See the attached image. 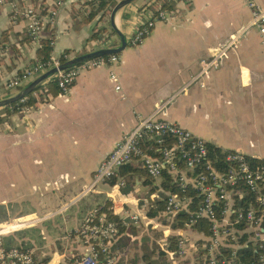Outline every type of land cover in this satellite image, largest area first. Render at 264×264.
<instances>
[{
	"label": "crops",
	"instance_id": "crops-1",
	"mask_svg": "<svg viewBox=\"0 0 264 264\" xmlns=\"http://www.w3.org/2000/svg\"><path fill=\"white\" fill-rule=\"evenodd\" d=\"M92 1L66 0L59 9L53 31L46 29L43 35V39L54 38L53 57L69 52L71 60L105 49L92 39L100 18L88 21ZM255 1L264 9V0ZM53 2L47 0V7ZM162 2L137 0L117 15L116 24L128 43L117 54L120 91L106 67L83 72L66 95H53L48 86L51 79L38 89L37 96L48 99L43 106L16 113L0 125V206L8 221L37 215L23 229H35L29 235L17 231L4 239L13 237L18 244L29 241V251L40 264L45 259H49L47 264H73V258L84 252L75 236L87 215L80 214V196L101 162L135 127L136 115L152 116L162 104L158 119L176 123L225 151L264 161V44L259 31L249 28L250 9L243 0H192L189 5L173 1L174 9L168 11L171 18L157 23L141 45L131 46L135 30ZM24 4L25 0H7L0 7V100L14 96L42 75L18 91L7 89L13 77L38 62L40 46L29 36L20 14ZM17 9L19 18L14 24L11 16ZM111 12L103 20L110 27ZM239 34L241 43L218 70L204 78L205 86H187L198 74L201 61ZM110 42L113 48L121 46L117 34ZM4 46L10 47L8 54L2 53ZM146 179L136 178L137 193L141 194ZM112 187L100 185L93 193L105 194L108 201ZM153 187L157 189L154 183ZM125 197L118 207L128 214L143 213V209L148 213L152 206V198L144 195ZM138 227L139 222L128 229L136 233ZM128 229L110 249L112 264L145 260L143 242ZM136 247L141 248V255H136Z\"/></svg>",
	"mask_w": 264,
	"mask_h": 264
},
{
	"label": "built area",
	"instance_id": "built-area-1",
	"mask_svg": "<svg viewBox=\"0 0 264 264\" xmlns=\"http://www.w3.org/2000/svg\"><path fill=\"white\" fill-rule=\"evenodd\" d=\"M66 0H54L47 7V0H25L21 13L25 18L26 30L36 45L41 44L45 30L54 28L59 9ZM191 4L192 0H170ZM251 11L249 28L257 29L264 44V9L255 0H243ZM7 0H0V7ZM171 13L159 7L148 13L135 30L130 45H141L153 32L157 23L166 22ZM18 9L11 16V22L17 23ZM242 35L233 36L230 41L218 47L213 55L200 63L198 74L187 86L200 83L205 86L204 78L220 68L229 53L241 43ZM54 47L55 42L52 41ZM2 53L8 54L11 49L4 46ZM70 60L67 54L51 57L48 62L38 61L35 65L23 70L7 84L9 92L28 84L31 79L61 66L60 58ZM119 62L117 55L99 57L55 75L60 93L68 94L78 77L85 71L99 67L109 69L110 81L120 91V79L116 70ZM23 101V100H22ZM160 105L155 114L149 117L136 115L135 127L121 140L111 153L101 162L93 180L80 196L84 198L96 191L97 187L109 184L119 170L133 162L141 163L149 179L157 187L156 194L151 196L152 204L165 195V209L155 218H148L143 213L128 214L118 207L122 193V183L112 187L109 193L112 215L123 219L126 227L137 224L144 217L148 221L166 218L173 234L165 236V243L159 242L160 250L174 264H264V161L249 157L238 151H228L224 159L210 157L209 143L182 126L158 119L163 110ZM28 110V109H25ZM24 111V110H23ZM148 152L154 155L148 154ZM228 169H222L223 167ZM226 170V171H224ZM170 175L173 184L182 189V193L165 191L162 183L164 175ZM194 190L191 195L190 188ZM180 214H188L189 220L184 228L173 229L172 224ZM201 220L210 223V234L197 230ZM129 221V222H127ZM16 220L0 226V264H40L30 251L19 248L6 249L4 237L31 226ZM150 224V223H149ZM13 225V226H12ZM120 229L115 220L100 208L90 210L75 231L76 239L85 250L75 256L73 264H108L113 263L111 248L120 237ZM176 237L175 248L169 239ZM244 258H248L245 260Z\"/></svg>",
	"mask_w": 264,
	"mask_h": 264
},
{
	"label": "trees",
	"instance_id": "trees-1",
	"mask_svg": "<svg viewBox=\"0 0 264 264\" xmlns=\"http://www.w3.org/2000/svg\"><path fill=\"white\" fill-rule=\"evenodd\" d=\"M120 0H94L90 3L92 6V11L89 15V22L94 20L96 17L100 16L97 22V27L95 28V31L92 35V39L95 41H98L100 44L104 46L105 49H112L115 44H112L110 42L112 36L116 35V33L112 30L110 25L103 24V20L105 16L108 15L109 12L112 11L114 6L119 2ZM162 9L167 10V11H173L174 9V4L173 1L170 0H163L160 6ZM51 32L53 31V28H48ZM53 36H51V39H42L40 48L37 50V56H38V61L40 62H48L50 61L51 57L53 56V51L54 47L52 46V41H53ZM69 54V52H66ZM110 57V55L106 56ZM61 65L66 63L68 60L65 59L64 57L60 58ZM53 81L48 85L49 87L51 86L53 88V95L60 94V88L57 82V79L54 77L52 79ZM20 90V89H19ZM41 90V88H40ZM30 94L28 97H26L23 101H20L18 103L13 104L10 107L2 108L0 109V125L4 123H8L9 119L11 116H13L16 113H19L25 109H37L40 106H43L48 99H44L42 95L37 96L38 92ZM209 150H210V157L212 159L219 158L220 160L224 159L225 155L227 154L228 151H225L213 144L208 145ZM150 155H154L153 153L148 152ZM222 169H228V167H223ZM224 170V171H226ZM142 179L146 177L145 181V186L150 187V191L148 195L150 196L153 192L157 191L155 187H153V181L148 178L146 172L144 171L142 164L141 163H130L124 167H122L119 172L117 173V176L113 177L110 181L109 184L111 186H115L116 184L122 183V192L126 195H135L138 194L135 190L136 187V178ZM165 180L162 183V186L165 191H170L172 193H182V189L176 185L173 184V180L170 177V175L165 174L164 175ZM191 195H194V190L192 187L190 188ZM76 193L70 196V198H74ZM162 199L158 200L154 203V208H152L150 211H148L147 216L148 218H155L157 217L160 213H162L165 209V195L161 194ZM79 206L81 207L80 209V214L81 216H85L86 213H88L90 210L94 208H100L102 211L106 212L109 217H111L113 220H115L118 224V227L120 229V233L123 234L124 232L127 231L128 227L124 225V220L119 218L118 216L112 215V212L109 210L111 207V204L107 201L105 194L103 193H90L87 196H85L79 203ZM8 215L4 207L0 206V224L4 223L5 221H8ZM84 218V217H83ZM189 220L188 214H180L177 218V220L172 224L173 229H180L184 228L186 222ZM129 222V221H127ZM210 223L207 220H201L197 225L196 228L200 232H204L206 235L210 234ZM35 229H27L20 231L21 234H27L29 235L32 231ZM130 234H135V230L133 228L128 229ZM24 238V237H22ZM177 238L172 237L169 239L170 243L172 244V249L175 248V243H176ZM4 244L6 249L10 250L13 249V247H17L19 249H22L24 251H29L31 249L30 243L28 242H23V243H16L15 239L13 237H6L4 239ZM112 254V253H111ZM159 256L163 259H166L165 263L163 264H174L172 261H170L169 257L162 251H160ZM112 257V255H111ZM144 258L146 261H148V264H151L150 257L148 255H144ZM245 260H248V258H244ZM49 259H45L43 262L45 264L48 263ZM74 261V259H73ZM190 262L187 261L184 264H189ZM103 264H108L106 260H103ZM117 264H122L117 263Z\"/></svg>",
	"mask_w": 264,
	"mask_h": 264
},
{
	"label": "water",
	"instance_id": "water-1",
	"mask_svg": "<svg viewBox=\"0 0 264 264\" xmlns=\"http://www.w3.org/2000/svg\"><path fill=\"white\" fill-rule=\"evenodd\" d=\"M137 0H120L115 7L112 9L111 15H110V23L113 31L120 37L121 39V46L118 48H112V49H101L98 51H94L91 53H87L81 56H78L74 59H71L67 61L66 63L62 64L58 69L54 68L46 73H43L39 78H37L35 81L30 83L27 87L19 91L14 96L5 98L0 100V109L10 107L15 103H18L22 100H24L26 97H28L30 94L36 92L43 84L47 83L51 79L55 77V75L58 73V71H66L73 67L79 66L83 64L86 61H90L99 57H104L108 55H117L120 54L128 45L127 39L125 35L121 32V30L118 28L116 24V18L118 13L128 7L129 5L133 4ZM37 218L36 214L28 215L22 218L16 219V221L20 223H29L32 220H35Z\"/></svg>",
	"mask_w": 264,
	"mask_h": 264
},
{
	"label": "rangeland",
	"instance_id": "rangeland-1",
	"mask_svg": "<svg viewBox=\"0 0 264 264\" xmlns=\"http://www.w3.org/2000/svg\"><path fill=\"white\" fill-rule=\"evenodd\" d=\"M141 194L146 196L145 198L148 200L150 199L151 195L149 196L148 193L150 191V187L149 186H142L141 187ZM156 193V191L154 192ZM140 193L138 194H135L134 197L136 198H141L142 195ZM162 198V196H161ZM54 202H53V206H54ZM25 206V205H24ZM69 213V212H68ZM73 214V212H71ZM44 213L43 212H39V215H43ZM76 216V215H75ZM57 218L54 217L52 218V221L54 222ZM14 220L12 221H8L7 223L9 222H13ZM59 221L56 220V225ZM150 223V224H149ZM60 225H62L63 223L60 222L59 223ZM170 225L168 220L166 218H160V219H156V220H153V222L151 221H148L147 219H145L144 217L141 218L140 222H139V227L136 228V235L140 237V241L143 242V244L141 245V248L143 249V253L145 255H148L150 257V261L149 263L151 262V264H163L165 263L166 259H163L159 256V253H160V247L158 245L159 242H162V243H165V236H166V232L168 230H170ZM1 226V225H0ZM63 226V225H62ZM68 228L71 229L74 227V224L72 221H70L68 224H67ZM61 227V226H60ZM62 229V228H61ZM167 234H170L172 235L173 234V231L170 230L169 233ZM138 246H140L138 244ZM141 248H137L135 249V253L136 255H141L140 253V250ZM134 252V251H132ZM131 252V253H132ZM139 253V254H138ZM131 257H132V254H131ZM140 258V256H139ZM139 264H148V261L144 260L143 263H139Z\"/></svg>",
	"mask_w": 264,
	"mask_h": 264
}]
</instances>
